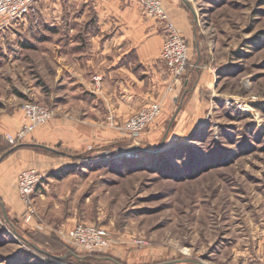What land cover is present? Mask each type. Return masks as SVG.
<instances>
[{
	"label": "rangeland",
	"instance_id": "1",
	"mask_svg": "<svg viewBox=\"0 0 264 264\" xmlns=\"http://www.w3.org/2000/svg\"><path fill=\"white\" fill-rule=\"evenodd\" d=\"M173 1L191 27L188 65L175 84L165 68L180 91L138 134L126 130L129 117L103 120L102 138L87 120L68 131L77 122L62 116L78 119V106H62L53 58L27 50L15 60L0 24V121L22 114L16 128L0 126V168L10 164L0 177V264H264V0ZM27 102L50 116L10 141ZM47 164L94 165L50 178ZM25 169L44 175L31 206L17 191ZM79 223L104 228L110 248L66 242L62 232Z\"/></svg>",
	"mask_w": 264,
	"mask_h": 264
},
{
	"label": "crops",
	"instance_id": "2",
	"mask_svg": "<svg viewBox=\"0 0 264 264\" xmlns=\"http://www.w3.org/2000/svg\"><path fill=\"white\" fill-rule=\"evenodd\" d=\"M162 1L169 18L182 29L190 49L191 27H188L187 16L177 2ZM38 18L36 24L29 18L6 30L16 52L15 60L22 58L27 50L53 58L60 70V78H56L55 83L60 80L62 106H78V119L62 116V120L77 122L70 124L68 131L74 128L77 132L80 121L87 120L93 122L95 137L102 138L103 120L122 122L154 101L162 104L157 119L169 111L180 85L167 91L171 84L160 59L164 31L162 25L143 15L138 4L131 0H39ZM94 76L100 77L98 85L92 79ZM50 99L55 100L52 95ZM20 116L22 114L4 117L0 121L1 128H16ZM55 132L46 134L59 136ZM108 133V138L113 136ZM45 147L55 150L48 145ZM20 151L12 153V160L21 157ZM55 165L59 164L45 166L52 167L48 173L53 174L50 178L57 171ZM62 165L58 169L74 170L71 173L78 174L85 167H92V164ZM9 166L2 165L3 168ZM3 168H0V177L6 173Z\"/></svg>",
	"mask_w": 264,
	"mask_h": 264
},
{
	"label": "built area",
	"instance_id": "3",
	"mask_svg": "<svg viewBox=\"0 0 264 264\" xmlns=\"http://www.w3.org/2000/svg\"><path fill=\"white\" fill-rule=\"evenodd\" d=\"M137 3L144 13L153 21L165 25V34L160 52V59L168 70L172 83L178 82L184 76L188 62V45L179 30L168 19L160 0H131ZM39 0H0V24L7 29L19 25L27 19L38 23ZM171 84L168 89L172 90ZM24 121L15 133L9 135L10 141L20 138L42 124L49 116L47 108L27 102L23 107ZM162 112V104L154 101L130 116L126 122V130L138 134ZM44 175L36 169L22 170L17 177V191L21 200L31 206L30 196ZM30 208L27 217L31 216ZM65 241L89 253H103L110 248V241L104 228L95 224L79 223L64 230Z\"/></svg>",
	"mask_w": 264,
	"mask_h": 264
},
{
	"label": "trees",
	"instance_id": "4",
	"mask_svg": "<svg viewBox=\"0 0 264 264\" xmlns=\"http://www.w3.org/2000/svg\"><path fill=\"white\" fill-rule=\"evenodd\" d=\"M45 81V80H44ZM46 82V81H45ZM45 85H46V83H45ZM22 146V148H28V147H30L32 150H34V151H46V152H48L49 154H58L60 157H65V156H72V157H75V156H73V155H70L69 153H67V151H58L57 149H55V150H51V149H46L45 147H43V146H39V145H33V144H22L21 145ZM167 151H169V150H167ZM170 151H175V150H170ZM13 153V151L12 152H9L8 154H7V156L6 157H9L11 154ZM171 153H173L174 155H175V152H171ZM80 156V155H79ZM78 156V154L76 155V158H82V157H79ZM5 158V157H4ZM92 165H94V164H92ZM97 165L95 164V167H96ZM61 172H55L54 173V175L58 178L60 175V173L62 174L63 172H64V170H60Z\"/></svg>",
	"mask_w": 264,
	"mask_h": 264
},
{
	"label": "water",
	"instance_id": "5",
	"mask_svg": "<svg viewBox=\"0 0 264 264\" xmlns=\"http://www.w3.org/2000/svg\"><path fill=\"white\" fill-rule=\"evenodd\" d=\"M2 157H3V156H2ZM2 157H1V158H2ZM1 158H0V159H1Z\"/></svg>",
	"mask_w": 264,
	"mask_h": 264
}]
</instances>
